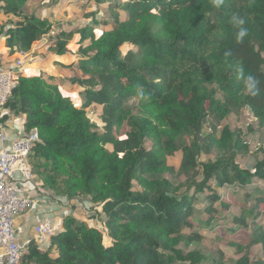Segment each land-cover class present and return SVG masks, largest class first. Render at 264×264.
Returning <instances> with one entry per match:
<instances>
[{
	"label": "trees",
	"instance_id": "trees-1",
	"mask_svg": "<svg viewBox=\"0 0 264 264\" xmlns=\"http://www.w3.org/2000/svg\"><path fill=\"white\" fill-rule=\"evenodd\" d=\"M28 1L0 0L9 56L29 53L54 26L37 12L24 14ZM89 2L105 6L111 19L100 23L90 12L85 18L102 28L61 24L45 47L59 58L75 39L77 58L56 63L77 66L82 77L69 82L81 88L83 102L67 97L57 78L27 69L3 109L24 118L21 137L35 135L27 162L44 194L67 210L80 204L102 229L64 214L48 242H27L20 264H203L200 252L185 251L199 239L196 227L212 233L225 222L224 186H252L251 206L230 218L253 226L251 240L230 244L238 257L231 264H264V150L243 166L239 156L251 152L244 133L222 124L245 110L264 127V0H224L220 7L215 0ZM234 15L248 29L243 42ZM240 69L256 78L255 96ZM92 105L101 130L89 118ZM1 118L5 123L7 114ZM203 154L210 158L200 162ZM252 246L260 257L251 258ZM209 264L226 263L220 257Z\"/></svg>",
	"mask_w": 264,
	"mask_h": 264
},
{
	"label": "rangeland",
	"instance_id": "rangeland-1",
	"mask_svg": "<svg viewBox=\"0 0 264 264\" xmlns=\"http://www.w3.org/2000/svg\"><path fill=\"white\" fill-rule=\"evenodd\" d=\"M112 2L119 3L120 0H111ZM24 14H31L37 12L40 17L47 18L50 22L54 24L51 33L45 37L46 42H41V49H44L43 52L39 51V46L35 47L31 53L24 59L26 70L30 63L37 64L39 60L35 59L36 55H41L45 57L49 55L48 61H53V66L56 68V60L64 64L71 65L74 59H76V51L77 46L75 45V39L71 40L67 46L68 54L66 56L57 57L51 51H45V47L47 46L48 41H55V36L59 32V28H61V24L65 26H69V29L73 31L80 29L84 26L91 25L95 26V23L92 24V20L89 18L86 19L85 15L90 12H94L98 14V22L102 23L104 21H109L111 19L110 13L108 9L102 4L96 5L95 3L91 4L89 0H61L58 3H54L51 0H29L24 8ZM96 29L102 28L98 23L95 26ZM3 37V36H2ZM40 44V43H39ZM36 45V44H35ZM45 52V54H44ZM32 60V61H31ZM36 64V65H37ZM38 67V65H37ZM40 68V67H39ZM32 69V68H31ZM58 69V67H57ZM54 70L44 72L46 77L57 78L59 81L61 91L70 99L77 102L79 105L83 102V96L79 93L81 92V88L78 85L72 86L69 82V79L72 78H80L82 77L79 72L77 66H73L72 69L66 68L65 70ZM33 70H37L34 68ZM89 118L93 123L97 125L99 130L102 129V121L98 117V109L96 105H92L88 110ZM222 124H232L234 129H239L243 131L244 136L242 137L243 142L247 144L251 152L244 156H239L238 160L241 162L243 166L252 167L255 163L254 155L260 153V151L264 150V127H259L258 122L251 116L247 111H242L238 115H230L226 121ZM123 129V128H122ZM208 133V131L204 130V134ZM118 135V133H117ZM119 137H123V130H120ZM210 156L205 154L200 156V162H205L208 160ZM179 158H168L169 163L172 165L178 164ZM257 185L259 187H263V183L261 181H257ZM28 189V187H27ZM252 186L246 188H240L237 186H224L219 190L222 202L229 205V208L225 215V222L223 220L220 221V226L215 228L212 233H208L209 231L205 229L204 231L199 230L197 227L192 230V232L197 233L199 239H195L191 242L188 251H198L204 257L205 262L203 264H209L210 260H218L220 257L225 261L226 264H231L232 261L236 260L238 257L233 250L231 249V245H239L241 247L248 246L252 232L253 226L248 223L247 225H241L240 227L235 226V224L230 220V218L238 217L240 211L243 208H248L251 206V202L246 196V193H250L252 190ZM77 207H70L69 210H65L63 215H73ZM83 211V210H81ZM87 212V211H86ZM93 214V210L91 211ZM88 213V212H87ZM221 214V212H219ZM224 213V211H223ZM76 217L78 220L88 219L86 214L82 212H77ZM200 216L198 211L194 212L192 219L196 220ZM89 220V219H88ZM262 223H264V215L262 219H260ZM90 225H95L100 228L99 221H91L88 222ZM222 224L226 225L228 228L234 227L237 230L233 233L224 231ZM186 233H190V230H185ZM192 234V233H191ZM251 258H257L261 256V250L259 246H252L249 249Z\"/></svg>",
	"mask_w": 264,
	"mask_h": 264
},
{
	"label": "built area",
	"instance_id": "built-area-1",
	"mask_svg": "<svg viewBox=\"0 0 264 264\" xmlns=\"http://www.w3.org/2000/svg\"><path fill=\"white\" fill-rule=\"evenodd\" d=\"M28 54L16 52L7 66L0 64V114L16 86V76L27 70L24 69V59ZM30 65H33V61ZM1 119L0 115V264H20L27 243L18 240L22 230L15 225V220L28 211L35 200L19 195L12 180L16 172L28 180H33L27 159L36 138L29 134L14 139L7 148V135ZM54 234L55 228L51 219L44 217L34 225L32 239L48 242Z\"/></svg>",
	"mask_w": 264,
	"mask_h": 264
},
{
	"label": "crops",
	"instance_id": "crops-1",
	"mask_svg": "<svg viewBox=\"0 0 264 264\" xmlns=\"http://www.w3.org/2000/svg\"><path fill=\"white\" fill-rule=\"evenodd\" d=\"M47 19V18H46ZM46 42L45 37L42 38L30 51L31 53L33 50H35L36 46H39V51L38 52H43L44 49H41L42 43ZM40 43V44H39ZM46 51V50H45ZM45 54V52H44ZM13 58L12 56L8 55V49L5 47L4 43V37H0V64L7 66ZM49 55H46L45 57H42L41 55H36L35 59L39 60V63L33 64V65H28L27 69H34L36 68L37 70H41V72L44 74V72H49L52 71L54 73V70H65L60 68L56 64V68L53 66V61H48ZM59 60H56V62ZM40 67V68H39ZM3 113L7 114V121L3 123L4 125V130L7 135V148L9 147L11 141L14 139L20 138L21 137V128L23 124V117L22 116H15L11 112H9L8 109H3ZM1 113L0 115H2ZM12 185L16 189L19 195L21 196H26L30 197L33 200H35V203L31 205V207L26 211L23 215L19 216L15 220V225L19 226L22 230L21 234L18 236V240L22 243H27L29 240L33 238V228L34 225L44 217H48L51 219L53 226L56 229L60 228V223H61V217L63 215V212L66 210V208L61 207L57 202L51 200L48 198L43 190L40 188L38 185V182L33 180H28L26 179L23 175L20 173L16 172L13 175V180H12ZM28 187V189H27ZM83 210V211H81ZM82 212L86 216L88 213L84 208L81 207L79 204L77 206V209L73 213V215L76 217L77 212ZM88 217V216H87ZM77 218V217H76ZM89 219V220H88ZM88 219H83L81 221H97V218L95 217L94 219L88 218Z\"/></svg>",
	"mask_w": 264,
	"mask_h": 264
},
{
	"label": "clouds",
	"instance_id": "clouds-1",
	"mask_svg": "<svg viewBox=\"0 0 264 264\" xmlns=\"http://www.w3.org/2000/svg\"><path fill=\"white\" fill-rule=\"evenodd\" d=\"M224 0H215L216 6L220 7L223 4ZM232 23H234L238 27V31L236 33V39L238 42H243L244 38L248 35V29L243 27L245 21L238 15H234L232 18ZM229 53H226L228 55ZM240 77L244 82L246 90L251 95L255 96L257 94V80L253 75H244L243 69H240ZM140 95L143 96V92H140ZM249 111L251 108L249 107Z\"/></svg>",
	"mask_w": 264,
	"mask_h": 264
}]
</instances>
